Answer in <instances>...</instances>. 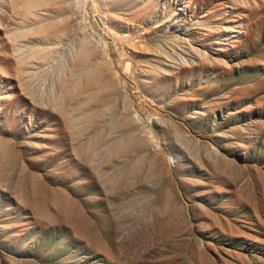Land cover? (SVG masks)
Listing matches in <instances>:
<instances>
[{
  "label": "rangeland",
  "instance_id": "rangeland-1",
  "mask_svg": "<svg viewBox=\"0 0 264 264\" xmlns=\"http://www.w3.org/2000/svg\"><path fill=\"white\" fill-rule=\"evenodd\" d=\"M0 264H264V0H0Z\"/></svg>",
  "mask_w": 264,
  "mask_h": 264
}]
</instances>
